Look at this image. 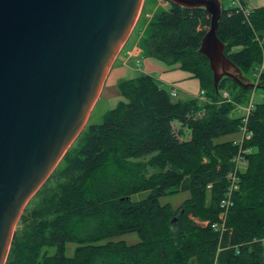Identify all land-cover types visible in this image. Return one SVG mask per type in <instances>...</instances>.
I'll return each instance as SVG.
<instances>
[{"label":"trees","instance_id":"16d2710c","mask_svg":"<svg viewBox=\"0 0 264 264\" xmlns=\"http://www.w3.org/2000/svg\"><path fill=\"white\" fill-rule=\"evenodd\" d=\"M209 19L203 9L169 2L153 15L141 43L145 56L198 79L207 102L173 101L150 75L121 80L124 100L89 126L80 148L66 152L26 205L5 264H264V104L252 101L246 124L252 136L243 146L251 152L238 172L226 229L210 227L238 150L225 138L239 133L237 108L247 105L252 89L228 78L214 89L208 61L198 53ZM216 35L242 75L251 71L250 80L264 88V70L255 77L264 53V7L247 16L222 7ZM183 192L189 197L179 207L161 203ZM125 235L137 241L128 244L120 239Z\"/></svg>","mask_w":264,"mask_h":264},{"label":"water","instance_id":"95a60500","mask_svg":"<svg viewBox=\"0 0 264 264\" xmlns=\"http://www.w3.org/2000/svg\"><path fill=\"white\" fill-rule=\"evenodd\" d=\"M203 9L198 53L222 78L258 86L224 54L220 0H167ZM143 0H0V264L28 202L84 129L129 39Z\"/></svg>","mask_w":264,"mask_h":264},{"label":"rangeland","instance_id":"374dc122","mask_svg":"<svg viewBox=\"0 0 264 264\" xmlns=\"http://www.w3.org/2000/svg\"><path fill=\"white\" fill-rule=\"evenodd\" d=\"M252 1L253 0L251 1L243 0V2L246 4L249 10L255 7H259V6H256L258 4H254ZM220 2H221L222 7L224 8H237L240 6V3L238 0H220ZM168 7H169V4H167L165 0H143L142 7L140 10L139 16L136 20L133 31L125 44V48L123 47L124 50L122 49L123 52L122 53L120 52L121 55L119 57L118 62L116 63L117 67L120 66L119 64L120 60L121 61L123 60L124 52L126 54V51L138 48L143 53V48H142L141 43L143 39L146 37V28H147L149 21L152 19L154 14L158 13L161 10H168ZM128 69H130L132 72H135L132 79H134L140 74L150 75L159 82V84L165 91H167L168 93H170L171 91H174L176 94V97H171L173 101H184V100L186 101V100L196 99L200 103L207 102L200 95L201 88H200V83L198 79L194 77H190V74L182 70L179 67V65H168L166 62L158 58L144 57L143 59H141V64L139 67H133L131 64L128 66ZM182 75L189 76V77L187 78L185 77L183 79V77H181ZM115 77H117L116 70L113 71L108 81L106 82L105 89L102 93V96L99 99L97 106L92 109L91 115L89 116V119L87 120V123L84 129L82 130V133L80 134V137L78 136L76 140L73 142V144L71 145L70 152L76 151L83 144V141L88 132L89 126L101 124L103 122V116L106 114V112L109 109H111L109 107L114 108L117 102L121 100V95L118 90V84L115 82V79H116ZM247 77H249L247 79L250 80V77H252L251 71L247 74ZM251 82L257 86L256 82H253V81ZM223 93H226V92H223ZM250 100H252L254 104H264V88L252 89ZM249 102L247 103V105L241 106L238 108L244 109L245 107H248ZM238 108H237V113L240 114L238 112ZM179 127L180 126L177 123L173 124V128L175 131H177ZM183 131H184L185 139L189 138V132L185 129H183ZM239 137H240V134L238 133L237 135L233 137H228L225 139L226 140H231V139L236 140ZM188 197H189V194L186 192L185 193L183 192L180 194L162 198L161 203L163 204L169 203L174 208H177ZM19 229H21V225H16L14 233L16 230H19ZM120 239L125 240L128 244H133L137 241V237L135 235H125L121 237ZM72 249H73V246L69 245L68 250H67L68 255H71Z\"/></svg>","mask_w":264,"mask_h":264},{"label":"built area","instance_id":"2783aa9c","mask_svg":"<svg viewBox=\"0 0 264 264\" xmlns=\"http://www.w3.org/2000/svg\"><path fill=\"white\" fill-rule=\"evenodd\" d=\"M165 2L169 4L167 0H165ZM238 8L244 16L248 15L249 9H246L241 6H239ZM139 51L140 50L138 48L128 50L126 51V55L133 56L135 53H136L135 55H137ZM137 63H139V61H137ZM262 70H264V53H263L262 61L256 71L255 77H257L258 74L261 73ZM174 95H175V92L174 91L171 92L170 96H174ZM200 95L201 97H203V99L207 101L202 91L200 92ZM223 97L227 98L228 95L226 93H223ZM252 104H253L252 100H250L248 107H245L244 109L238 108L240 116L242 118L241 119L242 127L239 131L240 137L236 140H233V143L238 146V150L233 158L234 167L226 176V187H225L223 196L219 200V209H220L219 219L217 222H213L210 224L211 229L214 230L215 232H219V234L220 233L222 234L226 229L225 228L226 216L230 208L233 205V200H232L233 195L239 189L238 172L244 165L246 154L251 152L250 149H245L243 146H244V142L249 140L252 136V134L248 132L246 128L248 116L253 108ZM210 188H211V185H208L207 189H210Z\"/></svg>","mask_w":264,"mask_h":264},{"label":"crops","instance_id":"0c3cea01","mask_svg":"<svg viewBox=\"0 0 264 264\" xmlns=\"http://www.w3.org/2000/svg\"><path fill=\"white\" fill-rule=\"evenodd\" d=\"M239 3H240V6H243L244 8L248 9V7L246 6V4L243 2V0H238ZM251 1V0H250ZM254 4H258L256 6H259V7H255V8H260V7H264V0H253L252 1ZM124 48H125V45H124ZM124 50V49H123ZM123 50L121 51V53L123 52ZM121 53L118 55L117 59L115 60V62L113 63L111 69L109 70V73L105 79V82L102 86V89H101V92H100V95H99V98L96 102V104L94 105L93 108H95L99 102V99L100 97L102 96V93L105 89V85H106V82L108 81L109 77L111 76V74L113 73V71L116 70V76L115 77V82L118 84L121 80H131L133 78V75L135 72H132L130 69H128V66L132 64L133 67H139L140 64H141V59H143L144 57H148V56H145L141 51H139V53L137 55H133V56H127L124 52V57H123V60L119 62L120 66H116V63L118 62L119 60V57L121 55ZM137 61H139V63H137ZM117 67V68H116ZM181 77H183V79L186 77H189V76H184L182 75ZM190 77H192V75L190 74ZM173 92V91H171ZM170 92V94H171ZM171 97H176V94L174 96H171ZM123 97L121 96V100H119L117 102V104L121 101H123ZM185 101V100H184ZM117 104L115 105V107L117 106ZM114 107V108H115ZM111 109L109 110H112L114 108L112 107H109ZM91 115V114H90ZM187 139V138H186Z\"/></svg>","mask_w":264,"mask_h":264}]
</instances>
